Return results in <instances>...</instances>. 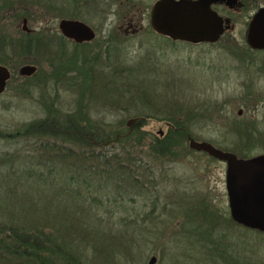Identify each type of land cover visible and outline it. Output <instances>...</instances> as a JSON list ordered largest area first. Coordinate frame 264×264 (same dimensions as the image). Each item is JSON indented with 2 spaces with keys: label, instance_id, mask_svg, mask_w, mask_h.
Segmentation results:
<instances>
[{
  "label": "rangeland",
  "instance_id": "obj_1",
  "mask_svg": "<svg viewBox=\"0 0 264 264\" xmlns=\"http://www.w3.org/2000/svg\"><path fill=\"white\" fill-rule=\"evenodd\" d=\"M20 1L34 5L36 0ZM94 1L108 14L102 25V15L96 17L88 15L86 10L81 11L85 19L81 21L95 31L96 39L92 45L76 50L88 55L91 74L94 79L99 75L101 80L94 81L89 92L84 94L72 82L77 73L59 75L61 65L66 66L75 50L72 44L65 47V60L58 57L56 48L50 53L35 51L32 57L37 59L36 81L45 83L40 88L28 87V93L20 89L21 82L16 78L6 88L0 95V129L15 130L44 118L46 100L52 101L64 114L74 112L77 102L84 100L83 112L92 123H124L126 126L133 121L136 109L132 106L127 112L122 109L128 107L126 103L135 96L134 88L137 87L142 96L141 102L135 103L139 105L137 112L149 116L143 127L148 138L162 137L168 128L167 121L176 119L187 129L186 136L197 142L214 145L220 142L221 147L229 149L234 143L245 142L251 134L260 146L263 145L264 51H251L245 43L247 13L244 10L231 13L219 10L220 15L233 20L234 27L214 45H190L173 43L150 31L149 14L156 0H132L133 8L129 5L120 8L124 3L120 1L110 3L111 6L108 0H89V3ZM34 10L37 17L27 21L28 29L39 32L46 28L60 35L59 19L38 18L41 11L37 6ZM0 30L3 39H15L18 33H23L22 19L3 18ZM108 39H112L113 44L109 59H106L105 47L99 44ZM121 65L139 68L131 81L126 80L129 85L120 83ZM129 90L132 97H129ZM121 93L125 96H120ZM239 109L242 111L239 120L255 121L253 132L235 133L220 126L229 123L231 117L234 120ZM195 114H199V118ZM132 125L133 122L129 127ZM187 137L186 142L181 143L186 151H180V156L169 161L155 160L144 154L149 140L132 143L134 159L141 161L132 168L137 173L142 172L139 181L145 183L143 195L133 204L137 223L132 224L134 228H126L122 240H97L102 251L97 264H147L153 256L157 260L155 264H264L263 236L240 225L223 226L222 219L230 218L225 169L219 161L189 150ZM31 143L21 140L8 146L0 141V152L10 153L16 149L25 155L31 153ZM108 149L114 150L111 146ZM34 164L37 165V161ZM2 170L7 171L6 168ZM10 185L0 189L3 207L22 212L26 207L43 203L44 198L41 197L40 202L39 194L25 184L17 187L15 195L20 199L13 207L14 198L6 194ZM201 202L218 217L212 240H198L196 235L204 231L195 225L201 222L198 214ZM183 213L187 218L193 217L192 223ZM119 216L114 214L109 222L118 225ZM221 234L226 237L218 240ZM103 242L109 245L103 246ZM121 242L126 243L127 248H120ZM219 246H227L224 260L215 257L216 250H210Z\"/></svg>",
  "mask_w": 264,
  "mask_h": 264
},
{
  "label": "trees",
  "instance_id": "obj_2",
  "mask_svg": "<svg viewBox=\"0 0 264 264\" xmlns=\"http://www.w3.org/2000/svg\"><path fill=\"white\" fill-rule=\"evenodd\" d=\"M118 1L124 2L120 8H128V5L133 8L132 0H108L110 6V3ZM242 3L248 16L251 11L264 5V0H242ZM34 6L41 11L38 18L85 20L81 11L86 10L91 16L102 15V25L108 14L99 2L90 4L89 0H36L34 5H27L20 0H0V14L5 13L6 20L19 21L26 18L30 21L37 17ZM149 29L153 32L150 26ZM47 30L43 28L35 34L19 33L20 40L15 42L4 39L6 48L22 58V64L37 65V59L25 58L35 51L40 54L50 53L54 48L59 50L56 54L63 60L67 40L56 33L50 36ZM111 40H103L99 44V47H105L106 59H109L110 46L113 44ZM74 47L71 58L66 59L67 64L71 63L61 65L58 73H77L72 82L85 94V91L89 92L92 88L94 81L99 82L101 78L98 75L94 79L88 55L76 50L80 46ZM12 70L15 73L8 86L18 78L21 80L18 84L20 89L29 93L28 87L40 88L45 83L36 81L37 73L31 77H19L17 70ZM138 72L139 68L121 65L120 83L131 81V77H135ZM142 72L144 77V71ZM134 90L135 96L126 103L128 107L124 106L122 109L127 112L129 107H135L136 114L133 115L131 127L124 123H92L83 112L84 100L77 102L74 112L66 114L56 109L52 101L46 100L44 118L15 130L0 129V141L8 146L18 144L21 140L32 142L31 153L25 155L16 149L10 153L0 152V189L3 185L11 184L6 194L9 193L14 198L13 207H16L15 203L20 199L15 195L19 185H27L29 189L36 191L40 202L41 197L44 198L43 203L33 204L22 212L0 205V264H97L98 256L102 253L97 240H122L126 228H134L132 224L137 223V211L133 204L137 197L143 195L145 183L139 181L142 172L137 173L132 168L141 162L134 159L132 143L139 144L149 140L144 154L155 160L169 161L176 159L181 155L180 151L185 150L186 147L181 143H185L187 137V129L173 119L167 121L168 128L162 137L148 138V132L143 127L149 116L137 112L139 105L136 104L141 102L142 96L137 87ZM129 93V97H132L130 90ZM124 94L121 93L120 96L123 97ZM132 99L135 101L132 102ZM110 146L114 150L108 149ZM36 161L37 165L34 164ZM3 168L7 171L2 172ZM199 207L201 222L195 225L202 227L204 231L196 235L198 240H212L218 217L209 211L204 202L199 203ZM114 214L120 215L117 218L118 225L109 222ZM184 216L187 218V215ZM187 219L192 223L193 217ZM222 220L225 227L229 224L237 225L229 217ZM247 230L264 237V233ZM225 237L226 235L221 234L218 240ZM105 245H109L108 242H103V246ZM124 247L127 248V244L121 242L120 248ZM219 247L210 250H216L218 255L215 254V257L224 260L227 257V246Z\"/></svg>",
  "mask_w": 264,
  "mask_h": 264
},
{
  "label": "water",
  "instance_id": "obj_3",
  "mask_svg": "<svg viewBox=\"0 0 264 264\" xmlns=\"http://www.w3.org/2000/svg\"><path fill=\"white\" fill-rule=\"evenodd\" d=\"M214 4H224L232 10L239 7L240 0H156L149 14V25L156 34L172 41L213 44L230 28L228 20L212 10ZM22 30L30 32L26 19L22 20ZM58 31L75 44L91 42L96 37L88 24L75 19H60ZM245 43L252 51L264 50V6L251 16ZM35 73V66L25 65L19 69L22 77H31ZM9 78V70L0 65V95ZM132 122L129 121L128 126ZM188 147L226 163L225 189L231 220L246 229L264 233V155L242 160L191 138L188 139ZM156 261L153 256L147 264H155Z\"/></svg>",
  "mask_w": 264,
  "mask_h": 264
},
{
  "label": "flooded vegetation",
  "instance_id": "obj_4",
  "mask_svg": "<svg viewBox=\"0 0 264 264\" xmlns=\"http://www.w3.org/2000/svg\"><path fill=\"white\" fill-rule=\"evenodd\" d=\"M212 10H214L222 19L224 20H228L229 22V25H230V28L228 30H226L219 38V40L216 42L218 43L221 38L224 36V34L229 31L230 29H232L234 27V23H233V20L229 17H224L222 15H220L219 13V10H223V11H226L227 13H231V12H234V11H243L244 10V4L242 3V0H240V5L239 7H236L232 10L228 9L224 4H214L211 6ZM257 10V9H256ZM255 10V11H256ZM254 11V12H255ZM253 12V11H252ZM253 12V13H254ZM251 13V12H250ZM248 14L247 18H246V26L248 25V22L251 18V16L253 15L252 14ZM3 18L6 19V14L3 13V14H0V21L3 20ZM23 19H26V18H22ZM26 21H28L26 19ZM81 21V20H80ZM247 29V28H246ZM23 33H26V34H35L37 32H35L34 30H30V32H24L22 30ZM154 32V31H153ZM155 33V32H154ZM156 34V33H155ZM61 35V34H60ZM158 35V34H156ZM19 33H18V37L17 38H13L12 41L15 42L17 41L18 39L20 40V37H19ZM50 36H53V34L50 32ZM62 36V35H61ZM158 36H161V35H158ZM63 37V36H62ZM163 38H168L166 36H161ZM64 38V37H63ZM34 39V38H33ZM65 40H67V44H72V45H78L80 46V49H83V48H86L85 44L87 43H92L96 37L94 38V40H92L91 42H84V43H81V44H75L74 42H72L71 40H68L66 38H64ZM169 40H171L170 38H168ZM172 41V40H171ZM174 42H177V41H174ZM179 43H184V42H179ZM216 43H213V44H210V43H199V44H207V45H214ZM6 42L5 40L1 37V30H0V65L6 67L9 72H10V78L9 80L6 82V86H5V90L6 88L8 87V83L10 82L12 76L14 75V71L12 70L13 69H17L18 70L16 71L17 75H19V69L20 67L22 66H25V65H31V66H35L36 65H33V64H22V58L20 59L19 56L17 55H14L13 52H10L9 49L6 48ZM186 44H190V43H186ZM199 44H190V45H199ZM252 51V50H251ZM264 51V50H263ZM255 52H262V51H255ZM33 53H36V52H32L31 53V56L25 58V59H34L32 57V55L34 56ZM24 60V59H23ZM35 60V59H34ZM4 62H7L8 64H2ZM36 71H37V68H36ZM19 77H22L19 75ZM18 81H21V80H18ZM4 90V91H5ZM3 94V93H2ZM202 117H205L203 115L205 114H200ZM196 118H199V114H195ZM237 117L234 118V120L231 118H229L228 121H230L229 123H225V124H220L221 127H226L228 129V131L230 132H235V133H240V132H253L254 128V124H255V121H252V122H245V121H242V120H239L242 118V111L241 109H239L237 111ZM196 120V119H195ZM190 137H188L187 139H189ZM249 139H247L245 142H237V143H234V147H230L229 149L228 148H223L221 147V143L218 142L216 143V145L212 144V143H208L210 144L211 146H213L214 148L222 151V152H226V153H231L233 154L234 156H236L238 159H242V160H248V159H251V158H254V157H257V156H261V155H264V140L262 141L263 145H259V141H257L256 137H252L251 134L247 137ZM199 153H202L204 155H207L209 158L213 159V160H217L215 159L214 157H211L209 156L207 153L205 152H199ZM219 161V160H217ZM219 164L223 166V168L225 169V174H226V169H227V165L225 162H222V161H219Z\"/></svg>",
  "mask_w": 264,
  "mask_h": 264
}]
</instances>
